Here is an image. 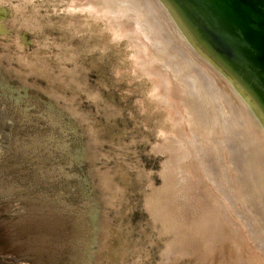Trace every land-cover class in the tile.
I'll return each instance as SVG.
<instances>
[{
  "label": "rangeland",
  "instance_id": "rangeland-1",
  "mask_svg": "<svg viewBox=\"0 0 264 264\" xmlns=\"http://www.w3.org/2000/svg\"><path fill=\"white\" fill-rule=\"evenodd\" d=\"M99 2L0 0V264H264L226 79Z\"/></svg>",
  "mask_w": 264,
  "mask_h": 264
},
{
  "label": "water",
  "instance_id": "water-1",
  "mask_svg": "<svg viewBox=\"0 0 264 264\" xmlns=\"http://www.w3.org/2000/svg\"><path fill=\"white\" fill-rule=\"evenodd\" d=\"M264 114V0H165Z\"/></svg>",
  "mask_w": 264,
  "mask_h": 264
},
{
  "label": "bare ground",
  "instance_id": "bare-ground-1",
  "mask_svg": "<svg viewBox=\"0 0 264 264\" xmlns=\"http://www.w3.org/2000/svg\"><path fill=\"white\" fill-rule=\"evenodd\" d=\"M100 2L98 3V7L96 9V13H99L103 16L107 15V14H113L114 16H126L127 17V13L130 12V13H135L137 14L138 16V19L140 21V24L142 25L144 31L146 30L147 31V28L148 27H151L152 25V22L149 21L148 19V16H151L154 21L159 25V28L160 27H163V24L162 21H170L174 30H175V34L177 35V37L180 38L181 42L183 43V45H185L193 55H201L205 58L206 61H208L212 67L213 66V69H215V71H218L222 77H224L228 83V86L232 89H230L233 94V97H236L238 99V102H239V113L241 115V118L243 119V121L241 122L240 120V123H239V126L240 128H242V130L245 132H247L248 134H252V135H248L246 133L245 136H246V141H244V144L248 143V139L252 141H255V142H258L257 144V147L255 145L254 149H258L260 151H258L259 153H255L252 152L250 155V158H252V161L253 163L255 164V160L256 158L258 159V163L260 162L259 160L261 159L262 164H264V114L261 112V110L253 103V101L249 98V96L245 93V91H243V89L238 85L236 84V82L213 60L209 57L208 54L205 53L204 50H202L200 48V46L196 43V41L191 37V35L188 33V31L186 30L185 26L183 25V23L181 22V20L179 19V17L177 16V14L175 13V11L169 6V4L165 1V0H99ZM129 13V14H130ZM149 13V15H148ZM136 17V15H135ZM125 20V18H124ZM133 21V20H132ZM135 21V20H134ZM138 21V20H137ZM138 21V22H139ZM154 23V22H153ZM140 25V26H141ZM120 25H118V31H115V34L117 36H119L120 34L119 33H124V31H126L125 29L119 27ZM125 26V25H124ZM154 27V25L152 26ZM151 27V28H152ZM155 29V28H154ZM133 30V29H132ZM136 31V30H135ZM155 31V30H153ZM152 30L150 32H152L153 34L155 32H153ZM143 32V31H142ZM134 33V31H133ZM149 33V32H148ZM159 33V32H158ZM130 34V33H129ZM150 34V33H149ZM153 34L151 35L152 36V41L155 42L154 40H156V37L155 39L153 38ZM148 35V34H147ZM121 36V35H120ZM134 36V35H133ZM136 36V35H135ZM149 36V37H151ZM166 36V35H165ZM147 37V36H146ZM159 37V36H158ZM171 37V36H170ZM161 40V39H160ZM150 41V40H149ZM165 42V41H164ZM161 44H163L161 41H160ZM160 43H158V45H160ZM165 44V43H164ZM157 45V44H156ZM145 46V45H144ZM163 46V45H162ZM161 47V46H160ZM165 47V46H164ZM166 48V47H165ZM164 51V50H163ZM179 51V50H178ZM149 51L146 50V53H148ZM174 52V51H173ZM163 53V52H162ZM180 53V52H179ZM158 54V53H157ZM141 55V54H140ZM186 55V54H185ZM142 56V55H141ZM175 56V55H174ZM180 56H182L180 54ZM143 57V56H142ZM151 57V56H150ZM163 58V57H162ZM181 60L183 59L180 58ZM175 60H176V57H175ZM178 60V59H177ZM185 59H183L184 61ZM180 61V60H179ZM166 62V61H165ZM169 62H171L169 60ZM159 63V62H158ZM172 63V62H171ZM181 63V62H180ZM184 64V62H182ZM179 64V63H178ZM163 65V64H162ZM174 65V64H173ZM177 65V64H176ZM180 65V64H179ZM150 66V65H149ZM152 66V65H151ZM181 66V65H180ZM175 67V66H174ZM198 67V66H197ZM173 68V67H172ZM177 68V67H176ZM151 69V68H149ZM212 69V68H211ZM168 70V69H167ZM181 70V69H180ZM170 71V70H169ZM181 72V71H180ZM217 72V73H218ZM182 73V72H181ZM216 73V72H215ZM204 74V73H203ZM206 74V73H205ZM192 76V75H190ZM189 76V77H190ZM206 77V76H205ZM208 77V76H207ZM185 78V77H183ZM188 78V77H186ZM200 78V77H199ZM223 78V79H224ZM190 79V78H189ZM193 78H191L189 81H195V80H192ZM224 79V80H225ZM225 81V82H226ZM207 82V81H206ZM190 83V82H189ZM193 83V82H191ZM226 83V84H227ZM189 85V84H188ZM195 86V84H193ZM210 85V84H209ZM193 86V89H195ZM188 87V86H187ZM189 89H191L189 87ZM199 89V88H198ZM196 90V89H195ZM197 91V90H196ZM195 91V92H196ZM217 92V91H216ZM200 93V92H199ZM192 94V93H191ZM198 94V92H197ZM235 95V96H234ZM225 96V95H224ZM195 97H200V96H195ZM222 97V96H221ZM230 100V99H229ZM227 103V102H226ZM229 103V101H228ZM227 103V104H228ZM220 108V107H219ZM229 108V106H228ZM231 108V106H230ZM229 108V109H230ZM235 111V110H234ZM223 112V111H222ZM202 113V112H201ZM227 113V112H226ZM232 113V112H231ZM234 113V112H233ZM238 113V112H237ZM228 114V113H227ZM243 114V116H242ZM198 115V114H197ZM223 115V114H222ZM236 115V114H235ZM233 115V116H235ZM238 115V114H237ZM199 116V115H198ZM230 116V115H228ZM202 117V116H200ZM225 117V116H223ZM198 118V117H197ZM196 118V119H197ZM226 118V117H225ZM235 118H237L235 116ZM196 119H195V122H196ZM199 119V118H198ZM222 119V118H221ZM224 119V118H223ZM232 119V118H231ZM234 119V118H233ZM232 119V120H233ZM241 119V120H242ZM193 120V119H192ZM201 120V118H200ZM229 120V119H228ZM213 121V120H212ZM231 121V120H230ZM235 121L238 123L237 119H235ZM194 122V121H193ZM221 122V121H220ZM232 122V121H231ZM234 122V121H233ZM235 122V123H236ZM197 123V122H196ZM205 123V122H204ZM198 124V123H197ZM201 124V123H200ZM241 124V125H240ZM227 125V124H226ZM234 125V124H233ZM238 125V124H237ZM205 126V125H203ZM207 126V125H206ZM214 126H215V123H214ZM235 126V125H234ZM202 127V126H201ZM228 127V126H227ZM213 128V127H212ZM215 128V127H214ZM231 128V127H230ZM249 128V129H247ZM232 129H234V127H232ZM240 130V129H239ZM230 131V130H229ZM228 131V132H229ZM232 132V131H231ZM242 131H240V135ZM228 135V134H227ZM236 135V134H235ZM238 136H239V133H238ZM244 136V137H245ZM252 136V137H251ZM230 138V137H229ZM242 141V142H243ZM241 142V144H242ZM251 142V141H250ZM233 144V143H232ZM249 144V143H248ZM252 145V144H251ZM244 146V145H243ZM252 147V146H251ZM253 149V150H254ZM250 150H252L250 148ZM255 151V150H254ZM250 152V151H249ZM256 155V157H255ZM251 161V160H250ZM251 161V162H252ZM257 164V162H256ZM260 164V163H259ZM255 166V165H254ZM256 167V166H255ZM258 171H256V179H257V182H256V189L257 190H264V173L262 172V168L260 166H258V168H256ZM255 171V170H254ZM255 179V180H256ZM255 182V181H254ZM253 182V183H254Z\"/></svg>",
  "mask_w": 264,
  "mask_h": 264
}]
</instances>
